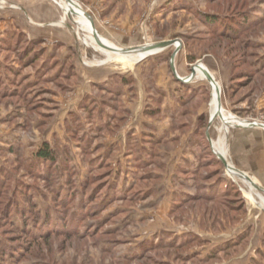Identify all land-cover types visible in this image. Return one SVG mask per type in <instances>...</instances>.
<instances>
[{"label":"rangeland","instance_id":"rangeland-1","mask_svg":"<svg viewBox=\"0 0 264 264\" xmlns=\"http://www.w3.org/2000/svg\"><path fill=\"white\" fill-rule=\"evenodd\" d=\"M13 1L0 0V10ZM23 1L30 3V41L9 29L0 41V176L11 179L0 203H14L10 218L18 227L19 211H37L34 232L46 235L31 240L0 215V241L17 251L5 264H264V130L237 127L264 125V0ZM206 14L220 17L216 29L203 22ZM167 41L176 44L160 52L112 50ZM193 68L195 76L180 82L193 97L186 100L183 89L174 112L162 113L160 104L174 97L156 94L157 78L187 80ZM206 71L220 89L212 108L225 122L209 109ZM144 118L168 128L153 154L138 150ZM170 135L195 151L176 169L167 155L176 147L165 142ZM45 144L57 157L53 184L28 168ZM210 172L206 184L220 179L239 194L194 198L177 209L174 200L170 207L169 199L152 201L170 184L200 197Z\"/></svg>","mask_w":264,"mask_h":264},{"label":"trees","instance_id":"trees-1","mask_svg":"<svg viewBox=\"0 0 264 264\" xmlns=\"http://www.w3.org/2000/svg\"><path fill=\"white\" fill-rule=\"evenodd\" d=\"M202 17H203L202 18L203 22L205 24H207L211 30H214L213 28H215L216 26L219 25L218 21H221L220 17L218 15H214V14H210V15L206 14V15H203ZM246 23H247V20H246V16H245V18H243V20L240 23H238L239 24L238 26L239 27L244 26ZM251 25L252 24L249 23V26H251ZM226 34H227V32H226ZM234 35H236V34H234ZM20 36H22V35L20 34ZM122 83L127 84V81L124 82V80H122ZM181 85L183 87L186 86L184 88V91L186 92V96H187L186 100L192 98L193 94H195V93H192L193 88L188 87V85H184V84H181ZM149 114H152V113H149ZM203 137L205 138V136H203ZM159 141H160V139L156 142H155V140H152V142L150 143V148L158 145ZM143 152H145V151H143ZM145 153H147V152H145ZM152 154H153V152H152ZM155 155L156 154L154 153L153 157ZM196 158H198V155ZM199 159L200 160L202 159L201 155H200ZM213 160L214 161L212 163L215 164L217 161L215 159H213ZM56 163H57L56 153L47 144H45L36 153L35 160L30 161V166L28 168L30 169V174H32V176L41 177L43 179H46V182H49L48 180H51V174H52L51 170L53 169V171H54ZM206 164L208 165V162H206ZM139 165L142 166V164H139ZM143 165L145 166L146 164H143ZM41 166H43L42 171H40ZM198 167L199 166L197 165L195 168H193L190 171V172H192L191 173L192 175L197 174ZM208 167H210V166H208ZM183 171H185V170L183 169ZM48 174L50 176H48ZM212 176H214L213 172L212 173L210 172L209 174L205 175V177H204L205 183H203V186L200 187V191H201L200 197H194V196L192 197V196H188L186 194H181V193L176 194L175 198H174L173 208L177 209L182 203L185 204L186 202H188L194 198H196V199L200 198V199H204L206 201H211V200H218V199L227 198L232 194L233 195L239 194L237 189L234 186H232L228 189H223L220 179H217V181L215 183L206 184V182ZM147 179H151L149 174L147 176ZM10 182H11V179L9 178V176L7 174H5V176H0V200H2L3 196L6 197L8 195L7 191H9ZM89 183H90V181H89ZM49 184H53V183L50 181ZM102 190H103V188L99 187L98 191L96 190L95 192L97 194H99ZM151 192H153V189L148 190L146 193V196L148 194L150 195ZM108 194H110L111 198H113V193H108ZM23 196L25 197V195H23ZM142 197H144V195H142ZM6 199L8 200L7 197H6ZM106 199L109 200V203H110L109 197ZM54 200H58L59 205L64 203L63 199H60L58 196H56L54 198ZM29 203H30L29 201H25V204H29ZM13 204H14L13 202H8V201H6V202L2 201V203H0V215L4 216V218L7 222L6 225L10 226L11 230L21 232L22 233L21 235H23L25 237H29V238H31V240H37L36 238L39 239L40 237L44 238L42 236H44L46 234L40 233L39 231H37L38 233L34 232L35 226H39V224H41L40 220H39L40 214L33 209H25V210L23 209V210L19 211L21 225L18 227V226H16V224L14 222H12V220L10 218V214L13 211ZM95 212H98V211L95 210ZM60 219L63 222V217H60ZM49 221H50V219H49ZM51 222L47 223V221H46V223L45 222L43 223L44 224L43 226L48 225L47 230H51V229H49L50 226L53 225ZM31 223H34L33 227L31 226ZM48 232H53V231H48ZM57 232L66 233V232H70V231H64L63 230V231H57ZM241 239H242V236H240L235 241H231V242L226 243L223 247H221V249L225 250L226 248L233 247L234 245L238 244ZM2 240L3 241H0V256H1L0 264H5L4 258L7 256H9L12 259L17 258L15 255V253H17V251L15 250V246H10L9 249H6V247H4V245L2 243H5V241L8 242L9 239H6L3 237ZM16 248H18V247H16Z\"/></svg>","mask_w":264,"mask_h":264},{"label":"crops","instance_id":"crops-1","mask_svg":"<svg viewBox=\"0 0 264 264\" xmlns=\"http://www.w3.org/2000/svg\"><path fill=\"white\" fill-rule=\"evenodd\" d=\"M28 4H30L28 1L14 0L13 4L11 3L9 9H6L5 11L3 9L0 10V22H1L0 23V41H3L2 40L3 32L5 30L7 31L8 29L16 31L17 33L19 32V33H22V34L26 35L27 40L30 41V30H33L34 28L32 26H30V6H28ZM54 17H55V13H54ZM33 38H36V36H33ZM151 55H147V56L149 57ZM147 56H145V57H147ZM0 63H1V59H0ZM179 70H180L179 74L181 75L179 77H182V78L185 79V77H183V75H184L183 71H182V69L180 67H179ZM179 74H177V75H179ZM161 76L164 77V73L163 72H162ZM203 77H205V79L210 81L211 85L213 86L212 88H214L215 85L209 79V76L207 75V73ZM107 79H108V77L105 80H101V79L99 80V78H97V79L93 80V81H96V82H94L92 84L94 86H100L102 83H105V81ZM180 82L181 81L176 79V81H174V82H172V81L168 82L167 81V82H162L161 83V80H159V78H157V87L155 89L156 94L157 95L165 94V96H168L170 94L171 97H174V98H173V100H171L170 105H167V103L164 101L163 103L160 104V108L157 107L158 104L152 105V108H154V110L156 108H158V109H160L162 111V113L165 112L166 115H167L168 111H170L171 114H172V112H174V110L177 107V103L176 102L178 101V98H179L178 96L180 94L184 93V91H182L184 88L180 87V85H181ZM111 87L112 86L105 87V88H107V90L110 91V90H112ZM113 87H114V89L116 91H118V92L120 91V89L118 90V88L115 87V84H114ZM122 103L125 104V101H123ZM172 109H174V110H172ZM170 116H172V115H170ZM149 117H153V116L151 115ZM166 117H168V116H166ZM156 120L150 121V120H147V119L144 118V119H142L140 121L141 122V127H142L141 136L144 135V137L141 139L142 142H141L140 147H139L138 150H140V151L142 150V151H145V152L147 151V153L148 152L151 153L150 143L152 142V140H155V142L158 141L167 132L168 128L165 126V124L164 123L159 124V122H157ZM130 133L131 132H129V134ZM132 135H135V134L132 132ZM179 139H180L179 137H175L174 138L173 135H170V137H168V140H165V142L167 141V142L176 144V147L167 154L170 158L172 157V159L174 158L176 160L173 163V169H176V167L177 168L180 167V166H178V164H180V162L182 160L189 161V159L193 158V156H194V150H191V148L188 146L187 139H183L184 141H181L180 144L178 142ZM177 143H178V145H177ZM189 150H191V151H189ZM159 152H160V150L158 151V153ZM160 154H162V153H160ZM172 175H173V173H171V175H170L171 178H172ZM161 185L160 184L157 185L158 190H159V187ZM165 187H166V189L164 190V192H166V196L163 198V191L161 190L160 195H158L156 197V199L152 200V201L156 202L159 199H162L165 202V200L169 199L170 202L168 204H169V207H170L171 203L173 202V200L175 198V195L179 194V193L177 191V188L173 187L172 184L167 185ZM160 189H161V187H160ZM141 221L142 222L144 221L143 218L141 219Z\"/></svg>","mask_w":264,"mask_h":264},{"label":"water","instance_id":"water-1","mask_svg":"<svg viewBox=\"0 0 264 264\" xmlns=\"http://www.w3.org/2000/svg\"><path fill=\"white\" fill-rule=\"evenodd\" d=\"M69 2H73L72 0H68ZM87 17L90 19V17L87 15ZM90 21H91V19H90ZM92 22V21H91ZM92 25H93V22H92ZM176 43H175V41H167V42H161V43H156V44H151V45H149V48H150V50H157V51H162L163 49H165V48H168V47H170V46H173V45H175ZM142 48H144V47H132V48H126V49H122L123 51H127V52H133V51H136V50H139V49H142ZM158 53V52H157ZM196 66H199V65H196ZM195 66V67H196ZM171 68H172V70L174 71V73H175V70H174V65H173V57H172V59H171ZM206 73L208 74V76H209V79L211 80V81H213V78L209 75V73L206 71ZM195 76V71H194V68L192 69V72H191V75H190V79H192L193 77ZM177 79L179 80V81H181V82H187L186 80H184V79H181V78H179V77H177ZM237 127H239V128H249V129H252V128H255V127H258V128H260V129H262V130H264V125L263 124H258V123H254V122H247V125L245 126V127H243V126H241V125H238ZM218 156V158L223 162V164L225 165V160L222 158V157H220L219 155H217Z\"/></svg>","mask_w":264,"mask_h":264},{"label":"bare ground","instance_id":"bare-ground-1","mask_svg":"<svg viewBox=\"0 0 264 264\" xmlns=\"http://www.w3.org/2000/svg\"><path fill=\"white\" fill-rule=\"evenodd\" d=\"M69 14H70V16L72 15V16H74L73 15V12H72V8L70 9L69 8ZM74 18L76 19L75 21L77 22V24L79 25V27H81L82 28V24L80 23V21L74 16ZM144 48H142V49H139V50H136V52H148V51H151L150 50V48H149V46H143ZM113 50V53H132V52H127V51H123L122 49H119V50H116V51H114L115 49L113 48L112 49ZM154 50V49H153ZM134 52V51H133ZM216 85V84H215ZM212 96V95H211ZM219 97H220V89L218 88V86H214V88H213V97H212V102L210 103V107H209V109L212 111V113H213V115H214V117L215 116H218L217 114H215L214 113V110H213V108H212V105H213V107L215 108V106H216V103L218 102L219 103ZM217 103V104H218ZM220 112L222 113V115L223 116H225L224 115V113L222 112V110L220 109ZM218 118H219V116H218ZM220 119V118H219ZM220 121H223V122H225V119L224 120H221L220 119Z\"/></svg>","mask_w":264,"mask_h":264},{"label":"built area","instance_id":"built-area-1","mask_svg":"<svg viewBox=\"0 0 264 264\" xmlns=\"http://www.w3.org/2000/svg\"><path fill=\"white\" fill-rule=\"evenodd\" d=\"M190 80H191V79H190V78H188L186 81L188 82V81H190ZM228 167H229V166H227V169H228ZM232 169H233V168H232Z\"/></svg>","mask_w":264,"mask_h":264}]
</instances>
